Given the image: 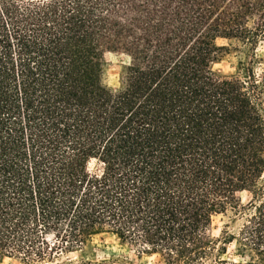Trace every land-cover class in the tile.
<instances>
[{
  "label": "trees",
  "instance_id": "16d2710c",
  "mask_svg": "<svg viewBox=\"0 0 264 264\" xmlns=\"http://www.w3.org/2000/svg\"><path fill=\"white\" fill-rule=\"evenodd\" d=\"M219 39L247 46L243 77L214 68ZM259 47L264 0H0V264H106L105 233L161 264H264Z\"/></svg>",
  "mask_w": 264,
  "mask_h": 264
},
{
  "label": "rangeland",
  "instance_id": "374dc122",
  "mask_svg": "<svg viewBox=\"0 0 264 264\" xmlns=\"http://www.w3.org/2000/svg\"><path fill=\"white\" fill-rule=\"evenodd\" d=\"M219 44H230L231 49L221 61L214 65V68L220 74H236L243 77L244 72L239 68L240 62H246L248 60V48L235 41H228L219 39ZM258 55L264 53L263 48L259 47L257 50ZM106 60L108 62L107 70V82L110 86H116L118 84L119 73L121 65L128 61V57L120 50H111L106 53ZM255 73L260 78L261 68L256 65ZM242 202H246L249 195L247 192L240 194ZM228 215H219L215 218L212 226V234L219 236L223 224L229 221ZM231 229L236 226V223H231ZM231 251L232 246H228ZM88 256L104 262L106 264H161L158 258L155 256H141L139 257L134 248L129 244H124L119 239L110 233H105L96 236L90 246L87 248ZM80 253H71L69 256L72 259H77ZM1 264H49L39 262H25L19 258H6Z\"/></svg>",
  "mask_w": 264,
  "mask_h": 264
}]
</instances>
